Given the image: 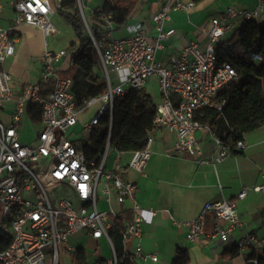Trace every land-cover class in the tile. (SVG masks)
<instances>
[{
  "label": "built area",
  "instance_id": "built-area-1",
  "mask_svg": "<svg viewBox=\"0 0 264 264\" xmlns=\"http://www.w3.org/2000/svg\"><path fill=\"white\" fill-rule=\"evenodd\" d=\"M61 0H59L60 2ZM111 1V0H110ZM85 31L94 45L97 60L102 67L101 78L105 91L95 97L83 99L82 106L71 92L72 79L58 73L59 61L70 55L74 48L50 50L40 55L38 81H27L19 92L11 87V75L6 60L14 55L17 27L27 24L39 28L45 39L58 34L52 21L58 5L51 0H0V9L6 3L14 10L12 23L0 24V108L10 107V120H0V230L10 235V242L0 251V264H60L59 246L69 263L74 264L71 253L79 247L70 239L83 233L87 238L104 241L110 256L104 258L99 247L90 257L86 252L85 264H143L157 261L155 253L142 249V224L150 221L157 209L144 208L138 198L136 183L123 177L121 166L115 163L106 167L110 151L108 139L97 156L88 159L82 144L69 137L71 128L81 124V132H91L102 114L112 118L114 103L129 90L145 87L155 77L160 100L156 104L152 126L146 133L141 149L131 151L128 166L143 172L151 156L154 132L166 130L175 137L174 152L202 161L201 147L196 138L198 130L211 133L216 152L213 159L229 154L223 140L208 125L195 118L197 111L209 108L221 111L225 98L219 91L229 82L238 79L237 70L219 58L218 47L231 28L244 20H257L264 15V0H256L253 9L227 7L220 15L211 18L209 29L201 27L205 43L185 44L169 65L156 59L157 51L174 33L169 27L172 11L188 12L195 0H164L161 8L151 16L155 35L150 37L142 22L126 24L128 35L114 38L115 25L108 16L100 39L95 38L85 14V3L76 0ZM105 2V0H104ZM103 2V3H104ZM103 4L93 12L101 10ZM116 77V83L111 75ZM100 103L97 113L87 122H80V112L94 103ZM29 103L41 109L40 129L32 143L21 140V123ZM247 147L239 139L235 149ZM119 152V151H118ZM120 153V152H119ZM61 189L60 194L54 191ZM264 192V169L260 182L243 187L233 198L206 202L198 215L191 220L170 218L175 226L185 230L187 241L202 237L212 241H226L242 226L238 204L249 192ZM129 205L125 208V203ZM104 207L100 208L99 204ZM114 205H117L115 207ZM170 214V209H164ZM129 214L126 217V214ZM213 219L211 231H206L207 218ZM264 226V223H263ZM112 233H120L122 249L117 252ZM135 242L134 245L130 243ZM239 252L264 250V236L246 232L235 242ZM49 247V252L45 248ZM253 263L255 259L251 260Z\"/></svg>",
  "mask_w": 264,
  "mask_h": 264
},
{
  "label": "crops",
  "instance_id": "crops-1",
  "mask_svg": "<svg viewBox=\"0 0 264 264\" xmlns=\"http://www.w3.org/2000/svg\"><path fill=\"white\" fill-rule=\"evenodd\" d=\"M51 1L55 5L60 3L59 0ZM83 1L86 17L91 23L93 11L101 6L104 0ZM163 1L139 0L127 24L142 22L148 35L153 37L155 30L151 16L161 8ZM230 6L253 9L256 0H195L194 6L188 12L172 11L169 27L174 28V33L163 43V48L157 51L156 59L163 65H169L172 57L179 55L185 44L194 41L202 47L206 38L200 28L209 29L211 18L222 14ZM57 14L52 17L59 31L54 37L45 39L42 31L31 25L24 24L17 27L14 55L5 62V67L11 75V87L14 92H19L27 81H38L41 68L39 58L45 48L56 51L75 47L70 46V42L75 39L70 25L60 15V18H56ZM13 16V8L5 3L0 9V24L10 25ZM237 26L227 31L223 41L231 36ZM68 29L72 38L67 42L69 43L67 47L63 35ZM127 35L128 30L124 25L115 29L112 36L121 38ZM71 63L72 58L67 55L59 61L58 69H67ZM143 89L157 104L160 100V92L156 79L150 77ZM10 113V107L0 108V120L9 121ZM30 122L26 114L21 123V140L23 126L29 127ZM196 138L201 147L202 161L175 153L173 148L175 137L164 129L154 132L152 153L143 172L128 166L131 151L119 153L113 148L108 155L106 167L112 168L115 163L120 165L123 177L136 183L140 204L144 208L158 210L150 221L142 224L141 240L143 252L155 253L158 259L155 262L147 260L143 264H172L177 247L188 250L189 264H245L249 252H239L235 256H226L224 252L234 248L236 239L246 232L264 236V192L251 191L239 202L242 226L224 242L212 241L205 237L195 242L187 241L184 228L173 224L170 215L179 221L194 219L206 202L233 198L243 187H251L259 183L260 172L264 169V126L243 136L247 147L241 153L229 152L225 158L218 160L212 158L216 149L211 133L206 129L198 130ZM112 153V160L109 161ZM128 205L129 203L126 202L125 208ZM166 208L170 209V214L164 211ZM128 216L127 213L126 217ZM78 235L72 238L75 239ZM81 237L89 239L83 233ZM134 243L130 244L134 245ZM75 245L82 247L81 243Z\"/></svg>",
  "mask_w": 264,
  "mask_h": 264
},
{
  "label": "trees",
  "instance_id": "trees-1",
  "mask_svg": "<svg viewBox=\"0 0 264 264\" xmlns=\"http://www.w3.org/2000/svg\"><path fill=\"white\" fill-rule=\"evenodd\" d=\"M75 0H61L57 13L70 25L75 39L70 42L74 47L71 65L59 70L60 76L72 79L71 92L82 106L83 99L98 96L105 91L104 80L96 73L97 55L85 31L84 23L79 12L71 11ZM139 0H105L99 11L93 12L90 28L95 38L100 39L104 32L105 19L109 16L119 29L129 22L131 14L136 9ZM221 61L229 62L238 72V79L229 82L219 95L225 98L221 111L203 108L197 111L195 118L207 124L223 140L230 152L235 151V144L239 139L251 131L264 126V62L257 64L256 59H264V26L257 20L242 21L218 47ZM156 104L151 95L144 89L129 90L124 96L115 101L112 118L104 113L96 126L97 141L91 147L86 142L82 149L88 159H92L102 152L106 142L119 152L141 149L146 143V133L152 126ZM26 114L34 124L40 123L41 109L37 104L29 103ZM212 229V217L207 218L206 231ZM10 235L0 230V251L10 242ZM114 246L118 253L122 249L120 233H112ZM239 253L235 246L226 250L224 255L235 256ZM74 264L86 263V252L79 248L71 253ZM255 259L253 263L251 260ZM189 252L184 247H177L172 264H189ZM245 264H264V250L252 251L248 254Z\"/></svg>",
  "mask_w": 264,
  "mask_h": 264
},
{
  "label": "rangeland",
  "instance_id": "rangeland-1",
  "mask_svg": "<svg viewBox=\"0 0 264 264\" xmlns=\"http://www.w3.org/2000/svg\"><path fill=\"white\" fill-rule=\"evenodd\" d=\"M57 5V4H56ZM71 11H80L79 10V5L78 3L75 1L73 2V5L72 7L69 8ZM56 18H60L59 14L56 15ZM88 20V19H87ZM258 23L261 25V26H264V15H260L259 18L257 19ZM89 22V20H88ZM70 31L69 29L67 30L66 34L63 35V40H65L64 42H69L72 38V36H70ZM69 43H67V47L69 46L68 45ZM69 49V48H68ZM256 62L257 64L260 66V63H263L264 62V59L261 57L257 58L256 59ZM96 72L98 75H100V77L102 76V67H101V64L99 62V60H97V66H96ZM112 77V81L113 83L115 84L116 83V77L114 74L111 75ZM153 79H155V77L153 76L152 77ZM148 91V89H147ZM154 94V93H152ZM100 107V103L97 102V103H94L93 105L87 107L85 110H83L82 112H80V115H79V118H80V122L81 123H84V122H87L89 121L98 111ZM41 125L40 123L39 124H34L32 122H30V126L29 127H26L25 125L23 126V129H22V132H23V135H22V140L25 142V143H32L35 139V136L37 134V131L40 129ZM81 127L82 125L81 124H78L76 125L75 127L71 128L68 132V135L69 137H71L72 139H74L76 141V143L78 144H82V143H87L88 145H90L91 147L95 146L96 144V141L98 139L97 137V128L95 127V129L91 132H81ZM112 156H113V153L110 154V157H109V161L112 160ZM56 192V194H60L61 193V189L60 188H56L54 190ZM99 207L100 208H103L104 206L100 203L99 204ZM70 241L72 243L77 244V243H81V246L87 251L88 255L90 257H93L94 256V250L96 247H99V253L102 257L104 258H107L110 256V253H109V250L106 246V244L104 242H100L99 243V246H97V243L95 240L93 239H85L81 237V234H79L77 236V238L75 239H70ZM49 247H46L45 248V251L46 252H49ZM59 260H60V264H70L69 263V257L67 255H64L63 252H62V247L61 245L59 246Z\"/></svg>",
  "mask_w": 264,
  "mask_h": 264
},
{
  "label": "water",
  "instance_id": "water-1",
  "mask_svg": "<svg viewBox=\"0 0 264 264\" xmlns=\"http://www.w3.org/2000/svg\"><path fill=\"white\" fill-rule=\"evenodd\" d=\"M234 152H236V153H241L242 152V150H240V149H235V151Z\"/></svg>",
  "mask_w": 264,
  "mask_h": 264
}]
</instances>
